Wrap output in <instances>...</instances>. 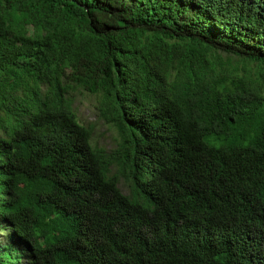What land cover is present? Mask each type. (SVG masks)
Wrapping results in <instances>:
<instances>
[{
	"label": "trees",
	"instance_id": "obj_1",
	"mask_svg": "<svg viewBox=\"0 0 264 264\" xmlns=\"http://www.w3.org/2000/svg\"><path fill=\"white\" fill-rule=\"evenodd\" d=\"M0 233V264H264V0H0Z\"/></svg>",
	"mask_w": 264,
	"mask_h": 264
},
{
	"label": "rangeland",
	"instance_id": "obj_2",
	"mask_svg": "<svg viewBox=\"0 0 264 264\" xmlns=\"http://www.w3.org/2000/svg\"><path fill=\"white\" fill-rule=\"evenodd\" d=\"M96 96L95 95H86V96H79V99L76 102V106L79 107V121L82 124H90V123H95L98 116H97V111L94 106V103L96 102ZM101 126V127H99ZM99 130H101V133H104L105 130L107 131V134L104 136H101L99 139H97L101 145H105L106 147L112 146V139L108 136L110 135V131L107 129L106 126L100 122L99 125ZM5 234L0 233V238H2Z\"/></svg>",
	"mask_w": 264,
	"mask_h": 264
}]
</instances>
